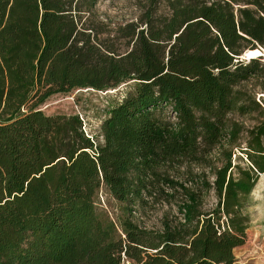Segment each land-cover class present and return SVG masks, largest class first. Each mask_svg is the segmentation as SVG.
<instances>
[{"label":"trees","instance_id":"obj_1","mask_svg":"<svg viewBox=\"0 0 264 264\" xmlns=\"http://www.w3.org/2000/svg\"><path fill=\"white\" fill-rule=\"evenodd\" d=\"M98 1L0 0V264H234L264 173V65L243 58L264 0H148L118 24ZM128 83L99 138L41 110ZM157 204L176 214L147 226Z\"/></svg>","mask_w":264,"mask_h":264},{"label":"rangeland","instance_id":"obj_2","mask_svg":"<svg viewBox=\"0 0 264 264\" xmlns=\"http://www.w3.org/2000/svg\"><path fill=\"white\" fill-rule=\"evenodd\" d=\"M147 3L148 0H99L97 12L103 21L118 24L135 20ZM160 12H164L162 7ZM257 50L261 51V56L256 58L264 65V48H257ZM252 86L249 85L248 90H253L257 97H264V93L259 90L260 86ZM129 87L128 83L117 89L103 92L85 89L75 90L68 94H57L50 97L41 110L49 116L78 115L82 120L85 133L88 136L99 138L100 126L108 110L123 99ZM237 155H239L238 151H235L232 159L235 160ZM240 163H245L244 158ZM193 172L200 173L197 168H194ZM203 172L207 179H212L208 169H204ZM97 201L99 209L108 205L117 213L118 204L108 198L105 190L100 191ZM215 203L216 198L210 192L204 197L202 208L209 210L215 206ZM244 212L249 216L250 223L246 231L245 243L234 250V264H264V173L258 175L256 185L245 202ZM164 213L174 215L176 208L160 204L148 206L144 211L143 221L147 226L157 227Z\"/></svg>","mask_w":264,"mask_h":264},{"label":"bare ground","instance_id":"obj_3","mask_svg":"<svg viewBox=\"0 0 264 264\" xmlns=\"http://www.w3.org/2000/svg\"><path fill=\"white\" fill-rule=\"evenodd\" d=\"M248 56L256 58L257 55L261 54V51L255 49L254 51L245 52Z\"/></svg>","mask_w":264,"mask_h":264},{"label":"water","instance_id":"obj_4","mask_svg":"<svg viewBox=\"0 0 264 264\" xmlns=\"http://www.w3.org/2000/svg\"><path fill=\"white\" fill-rule=\"evenodd\" d=\"M252 51H254V50H252ZM248 52H249V51H248ZM260 56H261V55H257V57H260ZM243 58L249 60V59H253L254 57H250V56L247 55V53H245V54L243 55Z\"/></svg>","mask_w":264,"mask_h":264}]
</instances>
